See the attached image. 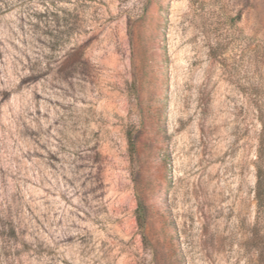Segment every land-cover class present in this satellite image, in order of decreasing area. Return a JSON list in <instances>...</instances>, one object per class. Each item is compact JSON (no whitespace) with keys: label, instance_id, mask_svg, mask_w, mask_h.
<instances>
[{"label":"rangeland","instance_id":"rangeland-1","mask_svg":"<svg viewBox=\"0 0 264 264\" xmlns=\"http://www.w3.org/2000/svg\"><path fill=\"white\" fill-rule=\"evenodd\" d=\"M0 264H264V0H0Z\"/></svg>","mask_w":264,"mask_h":264},{"label":"trees","instance_id":"trees-1","mask_svg":"<svg viewBox=\"0 0 264 264\" xmlns=\"http://www.w3.org/2000/svg\"><path fill=\"white\" fill-rule=\"evenodd\" d=\"M130 144H131V146H132V148H133V144H132V141H130Z\"/></svg>","mask_w":264,"mask_h":264}]
</instances>
